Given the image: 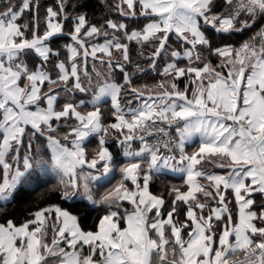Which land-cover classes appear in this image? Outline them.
I'll list each match as a JSON object with an SVG mask.
<instances>
[{"label":"snow or ice","instance_id":"snow-or-ice-1","mask_svg":"<svg viewBox=\"0 0 264 264\" xmlns=\"http://www.w3.org/2000/svg\"><path fill=\"white\" fill-rule=\"evenodd\" d=\"M0 202V264H264V0H0Z\"/></svg>","mask_w":264,"mask_h":264},{"label":"trees","instance_id":"trees-1","mask_svg":"<svg viewBox=\"0 0 264 264\" xmlns=\"http://www.w3.org/2000/svg\"><path fill=\"white\" fill-rule=\"evenodd\" d=\"M96 0H87V8L89 11V15L92 16V11H93V5L95 4ZM106 11V10H105ZM103 12H97L96 13V18L98 19L101 15H103ZM113 16H115L114 13H112ZM245 39L248 37V33H245L244 35ZM131 47L133 48V59H136V54H135V43L131 44ZM139 78L134 77V82H140L141 80H144L143 78H153L155 76H158L157 73H150L148 77H143L142 75H139ZM113 149L115 147L113 144L110 145ZM180 180L178 177H174L173 175H166L161 177L160 179H157L154 181L152 184L151 190L153 192L163 190L165 185H170L171 182H176ZM54 182V181H53ZM42 188H37L35 192H22L17 195V198L10 204L7 205L8 208V215L9 216H14L17 218H22L26 214V209H30L34 204L39 202V194L41 192ZM55 199V197H53ZM4 205L0 202V207H3ZM65 207H70L71 210L73 211H81L83 212L80 203H72V204H65ZM95 216V213L92 212L88 214L87 219H82L81 223L82 226L87 229L91 227L92 225V218Z\"/></svg>","mask_w":264,"mask_h":264},{"label":"crops","instance_id":"crops-1","mask_svg":"<svg viewBox=\"0 0 264 264\" xmlns=\"http://www.w3.org/2000/svg\"><path fill=\"white\" fill-rule=\"evenodd\" d=\"M116 2V0H113V3H115ZM41 3L43 4V5H47V4H49V3H52V0H41ZM41 12L43 13V9H41ZM115 14V16L116 15H118V13H114ZM245 35V34H244ZM244 35L243 36H238V37H234V39H236V40H243V39H245V37H244ZM248 35H250V33H248ZM93 42H95V41H93ZM100 42L102 43L103 41H102V39L100 40ZM126 43H128L127 41H125ZM135 42H131V44H134ZM131 46V45H130ZM135 48H136V46H135ZM147 51V50H146ZM133 57H134V55H133ZM91 66H92V64H91V58L89 59V65H88V67L89 68H91ZM143 66V65H142ZM116 71H119L118 69L116 70ZM129 71H131V68H129ZM144 80H141L140 82H134L137 86H141V85H145V84H147V85H152V84H154V83H156V82H158L160 79H162V77H160L159 75L158 76H155V77H153V78H143ZM95 146V144L94 143H92V144H90V145H88V147L89 148H91V147H94ZM113 146L115 147V145L113 144ZM195 145H193V147H194ZM188 150L189 151H191V147H189L188 148ZM168 175H173L174 177H178V178H180V176H181V174H179V173H169ZM180 183H182V181H181V178H180V180H178V181H176V182H171L170 183V185L171 184H177V185H179ZM98 191H103V189L102 188H99L98 189ZM159 191H162V190H159ZM159 191H156V192H159ZM165 197L167 198V193L165 192ZM2 203V202H1Z\"/></svg>","mask_w":264,"mask_h":264}]
</instances>
